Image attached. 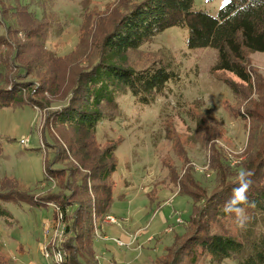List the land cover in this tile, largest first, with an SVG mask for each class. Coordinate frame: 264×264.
I'll return each mask as SVG.
<instances>
[{"label": "rangeland", "instance_id": "374dc122", "mask_svg": "<svg viewBox=\"0 0 264 264\" xmlns=\"http://www.w3.org/2000/svg\"><path fill=\"white\" fill-rule=\"evenodd\" d=\"M33 1L29 6L41 17V26L27 40L26 50L37 60L35 72L27 79L36 77L44 81L58 72L73 83L78 71L98 61L106 34L138 0ZM224 2L195 0V7L215 15ZM11 9L10 5L8 11ZM3 17L8 24L12 23L11 17L2 16L0 11V35H8L12 40L9 30L14 28L2 22ZM104 19L110 24L107 27L101 24ZM187 38V29L172 26L128 52L126 66L143 69L157 60L168 61L180 77L171 81L150 105H136L126 93L118 100L117 108L110 110L111 118L99 125L97 134L91 135L93 143H87L95 155L111 150L112 160L117 163L110 178L114 187L110 214L118 222H106L98 231L95 245L102 264H114V260L115 264H173L175 248L166 254L167 248L173 245L177 233L184 234V226L193 214L200 224H191L188 231L204 227L233 236L241 234L239 230L248 218V212L237 210L228 216L201 210L203 201L196 202L194 209V200L180 193L179 182L193 175L212 187V162L219 155L234 171L244 172V160L254 155L256 149L248 146L251 120L241 119L238 111H264L263 84L260 89L257 86L246 90L233 74L213 71L217 51L211 47L190 48ZM9 51L6 48L4 52ZM247 58L249 66L264 79V52H247ZM9 60L10 56L2 55V61ZM3 72L9 76L13 71ZM14 75L19 79L17 73ZM230 80L247 93L248 100L234 95ZM255 83L258 85L257 80ZM38 88L39 82L30 104L0 108V179L17 177L23 183L20 188L36 196L61 190L56 180L39 183L44 176V160L59 147L72 157L77 139L69 127L54 121L47 129L50 113L60 109L71 96L67 82L56 88L55 94L43 91L37 95ZM40 97L44 102L34 101ZM253 123L252 135H258L257 128L264 124ZM24 139L26 144L21 142ZM3 185L0 182V188ZM207 192L214 190L208 188ZM9 209L12 217L0 215V264H53V258H45L39 249V243L47 236L43 235V218L46 215L50 221L53 209L13 204ZM52 226L46 225L45 230L51 228L52 234ZM188 231L180 241L187 238ZM116 239L126 244L119 245ZM22 244L25 250L21 249ZM200 257L194 264H212ZM181 258V264H192L187 253ZM216 264L236 262L225 260Z\"/></svg>", "mask_w": 264, "mask_h": 264}, {"label": "trees", "instance_id": "16d2710c", "mask_svg": "<svg viewBox=\"0 0 264 264\" xmlns=\"http://www.w3.org/2000/svg\"><path fill=\"white\" fill-rule=\"evenodd\" d=\"M31 1L0 0L2 16H10L12 23L8 24L4 17L1 20L14 28L9 30L12 40L8 35H0V108L30 104L37 82V95L43 91L55 94L56 88L67 82L71 96L60 109L50 113L47 129L52 123L67 126L77 139L72 148L75 149L73 159L59 147L44 160V176L39 183L56 180L61 189L58 193L29 195L20 188L23 183L19 178H1L4 185L0 188V215L12 217L10 204L29 205L31 209L53 208V226L64 225L63 235H66L60 244L64 264H102L95 245L98 231L107 224L105 217L110 214L114 195L110 178L117 163L112 160L111 150L95 155L87 143L92 141L91 135L97 134L99 125L111 118L110 110L117 108L118 100L126 93L136 105H150L171 81L176 82L180 77L168 61L157 60L143 69L126 66L128 52L140 48L168 27L178 26L188 31V47H211L217 51L213 71L233 74L246 90L257 86L260 89L261 84L264 88V79L249 66L247 58V52H264V0H225L215 15L207 9H197L195 0H138L119 16L106 34L98 61L78 71L73 83L58 72L44 81L36 77L27 79L37 65L36 58L26 50L27 40H31L41 26L38 24L41 17L29 6L35 3ZM10 5L12 9L8 11ZM107 23L106 19L101 22L106 27L110 25ZM24 39L25 43L20 42ZM6 48L11 52H4ZM4 54L10 56L9 61H2ZM11 70L9 76L8 72H3ZM16 73L19 79L15 78ZM229 85L235 96L248 100L247 93L241 91L234 80H230ZM34 101L44 102L41 97ZM246 110H239V117L251 120L248 146L256 149V153L244 160V172L234 171L219 155L212 162L215 171L214 177L209 179L213 181L212 187L193 175L179 182L182 184L180 193L194 200V209L196 202L203 201L201 210L205 208L223 216L238 209L241 213L248 212L239 230L241 234L217 233L204 227L188 231L191 224H200L198 218L193 219V214L184 226L188 240L180 241L185 232L177 233L173 245L167 248L166 254L175 248L173 264H181L184 253L190 256L192 264L200 256L212 264L225 260L236 264H264V125L257 128L258 135H252L254 121L264 124V111ZM62 157L65 159L61 160ZM208 188L214 192L208 194Z\"/></svg>", "mask_w": 264, "mask_h": 264}, {"label": "built area", "instance_id": "2783aa9c", "mask_svg": "<svg viewBox=\"0 0 264 264\" xmlns=\"http://www.w3.org/2000/svg\"><path fill=\"white\" fill-rule=\"evenodd\" d=\"M21 142L26 144L25 139ZM27 142H29V138L27 139ZM106 218H105V222H107V223H117L118 222L117 217H115L112 214H108L106 216ZM62 228H64V225H62V227H60V228H54V226H52L51 231L53 232L52 233L53 235L50 233L51 228H49V230L47 229L45 235H47L49 238L46 236V239L39 243V249L41 251V254L45 258L52 257L54 260L53 264H64V257H63L62 251L60 249V244L64 241ZM116 242L119 245L126 244V243H122V241H120L118 239H116Z\"/></svg>", "mask_w": 264, "mask_h": 264}, {"label": "crops", "instance_id": "0c3cea01", "mask_svg": "<svg viewBox=\"0 0 264 264\" xmlns=\"http://www.w3.org/2000/svg\"><path fill=\"white\" fill-rule=\"evenodd\" d=\"M53 209V208H52ZM54 211V210H53ZM48 224H50V225H53V220L51 219L50 221H49V218H47V216L45 215V217L43 218V235L45 234V227H46V225H48ZM39 241L40 240H38V243H39ZM42 241H43V239H42ZM21 249L22 250H25V248L23 247V244L21 245ZM28 264H40V263H36V262H31V263H28ZM114 264H115V260H114Z\"/></svg>", "mask_w": 264, "mask_h": 264}, {"label": "clouds", "instance_id": "9594fccd", "mask_svg": "<svg viewBox=\"0 0 264 264\" xmlns=\"http://www.w3.org/2000/svg\"><path fill=\"white\" fill-rule=\"evenodd\" d=\"M237 211L240 212L241 210L238 209Z\"/></svg>", "mask_w": 264, "mask_h": 264}]
</instances>
